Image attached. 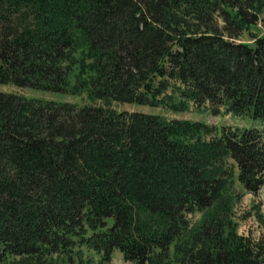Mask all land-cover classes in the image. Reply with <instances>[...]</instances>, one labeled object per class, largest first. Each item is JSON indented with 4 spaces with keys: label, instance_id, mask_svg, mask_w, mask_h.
Returning a JSON list of instances; mask_svg holds the SVG:
<instances>
[{
    "label": "trees",
    "instance_id": "obj_1",
    "mask_svg": "<svg viewBox=\"0 0 264 264\" xmlns=\"http://www.w3.org/2000/svg\"><path fill=\"white\" fill-rule=\"evenodd\" d=\"M264 0H0V264H264L236 202L264 187ZM251 32L252 40L239 39ZM200 212L194 221L190 213Z\"/></svg>",
    "mask_w": 264,
    "mask_h": 264
},
{
    "label": "rangeland",
    "instance_id": "obj_2",
    "mask_svg": "<svg viewBox=\"0 0 264 264\" xmlns=\"http://www.w3.org/2000/svg\"><path fill=\"white\" fill-rule=\"evenodd\" d=\"M262 32L264 33V11L261 13L258 27L253 29V33ZM239 39L252 40L251 32H244ZM0 90L17 92L30 97L48 98L57 101H72L79 105L94 104V105H107L105 99L91 97L88 91H84L79 94L44 90L34 87H20L12 83H0ZM109 105V104H108ZM111 107L118 110H144L148 112H156L167 115L169 117H182L191 119H200L210 123H214L217 127L222 125H240V126H256L264 128V118L252 117L249 115H236L221 111L220 113L213 114L207 108H199L194 104L185 110H172L168 107L159 105L152 106L149 104H138L131 102H119L116 100L111 101ZM260 203L264 209V187L256 194L246 191L243 192L241 198L236 202L235 205V217L239 221V231L245 234L256 235L260 231V226L256 220L254 214L253 205ZM200 216V212L190 213L191 219L194 221ZM111 264H132V262L125 260L122 251L119 248H115L112 254Z\"/></svg>",
    "mask_w": 264,
    "mask_h": 264
}]
</instances>
